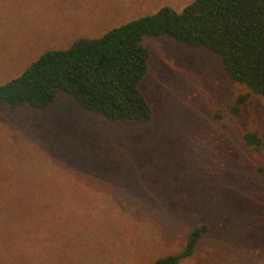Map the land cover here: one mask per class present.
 Instances as JSON below:
<instances>
[{
    "label": "rangeland",
    "instance_id": "1",
    "mask_svg": "<svg viewBox=\"0 0 264 264\" xmlns=\"http://www.w3.org/2000/svg\"><path fill=\"white\" fill-rule=\"evenodd\" d=\"M194 1L0 0V85L46 51ZM143 45L146 124L108 121L66 95L45 109L0 101V264H153L203 224L179 264H264V100L202 48Z\"/></svg>",
    "mask_w": 264,
    "mask_h": 264
},
{
    "label": "trees",
    "instance_id": "2",
    "mask_svg": "<svg viewBox=\"0 0 264 264\" xmlns=\"http://www.w3.org/2000/svg\"><path fill=\"white\" fill-rule=\"evenodd\" d=\"M161 37L216 55L229 79L264 100V0H195L179 13L163 7L100 38H81L66 50L44 52L19 77L0 85V101L10 111L25 105L45 109L66 95L108 121L146 124L153 110L139 88L150 58L143 41ZM248 97L238 96L230 112L237 115ZM244 143L259 147L261 141L248 132ZM258 172L264 175V165ZM207 230L206 224L196 227L180 254L153 264H179L194 253Z\"/></svg>",
    "mask_w": 264,
    "mask_h": 264
}]
</instances>
